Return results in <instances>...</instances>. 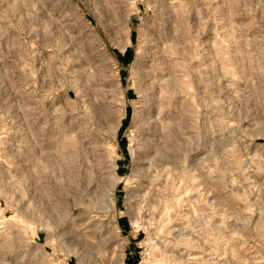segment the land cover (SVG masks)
<instances>
[{
    "label": "rangeland",
    "instance_id": "rangeland-1",
    "mask_svg": "<svg viewBox=\"0 0 264 264\" xmlns=\"http://www.w3.org/2000/svg\"><path fill=\"white\" fill-rule=\"evenodd\" d=\"M0 264H264V0H0Z\"/></svg>",
    "mask_w": 264,
    "mask_h": 264
}]
</instances>
